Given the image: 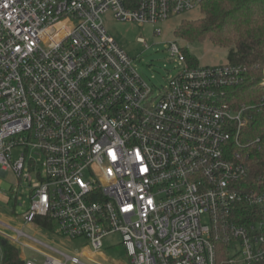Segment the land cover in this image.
<instances>
[{
  "label": "built area",
  "instance_id": "2783aa9c",
  "mask_svg": "<svg viewBox=\"0 0 264 264\" xmlns=\"http://www.w3.org/2000/svg\"><path fill=\"white\" fill-rule=\"evenodd\" d=\"M204 1L0 0V175L30 185L24 225L90 250L68 256L0 222L3 242L49 252L20 264H86L115 234L129 264L264 262V171L252 188L241 144L252 108L223 99L247 68L193 66L173 44L179 70L156 92L103 21L156 25ZM242 210L262 216L241 224Z\"/></svg>",
  "mask_w": 264,
  "mask_h": 264
},
{
  "label": "rangeland",
  "instance_id": "374dc122",
  "mask_svg": "<svg viewBox=\"0 0 264 264\" xmlns=\"http://www.w3.org/2000/svg\"><path fill=\"white\" fill-rule=\"evenodd\" d=\"M201 17L200 9H195L172 16L156 25L140 26L131 22L116 21L111 14L103 16V21L107 32L132 60L138 74L157 92L158 89L167 86L179 70V59L171 54L173 44L186 49L190 55L197 59V63L201 67H216L226 64L227 48L216 47L209 41L190 44L175 36L174 32L181 21L197 20ZM157 30L161 31L159 36L155 35ZM139 39H142L143 43H140ZM21 153V150L14 151L15 156H20ZM30 154L36 161L35 170L32 172L35 178V171L43 172L42 157L38 152ZM34 178L31 179L32 184L36 182ZM29 189L30 185L27 181H22L17 185L16 178L10 173L5 177L0 175V222L22 230L26 235L46 243L68 256H80L85 252H90L83 239L69 241L51 234L48 229L40 225H24L22 216L30 207ZM0 231L5 235L14 234L1 225ZM2 242L3 239L0 237V263L3 257ZM104 244L100 253L89 254V259H83V262L86 264H129L126 251L117 234L107 237ZM15 246L19 249L20 257L23 260H41V256L32 252L31 248L49 253L25 238H21Z\"/></svg>",
  "mask_w": 264,
  "mask_h": 264
},
{
  "label": "trees",
  "instance_id": "16d2710c",
  "mask_svg": "<svg viewBox=\"0 0 264 264\" xmlns=\"http://www.w3.org/2000/svg\"><path fill=\"white\" fill-rule=\"evenodd\" d=\"M197 20H183L174 34L190 44L209 41L212 45L227 48V62L231 66L247 68V74L236 85L224 92V101L233 108L250 107L251 124L241 137V144H248L245 154L250 166V186L261 189L258 179L264 171V109H257L264 97V86L260 84L261 68L264 67V0H205ZM188 62L197 66V59L183 49ZM258 67V68H256ZM246 223L262 216V212L242 210ZM44 225L50 227L46 221ZM226 244L221 241L217 248L223 254ZM2 264H20L18 249L2 242ZM221 256V253H220ZM264 264V262L259 263Z\"/></svg>",
  "mask_w": 264,
  "mask_h": 264
}]
</instances>
